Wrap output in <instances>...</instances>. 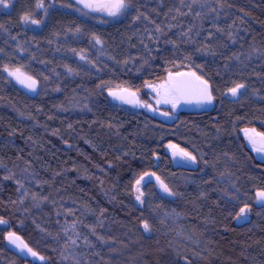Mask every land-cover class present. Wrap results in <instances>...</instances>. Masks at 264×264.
<instances>
[{
  "label": "trees",
  "instance_id": "trees-1",
  "mask_svg": "<svg viewBox=\"0 0 264 264\" xmlns=\"http://www.w3.org/2000/svg\"><path fill=\"white\" fill-rule=\"evenodd\" d=\"M37 2L0 6V264H264V162L242 134H264V0H127L112 19L76 0ZM186 71L207 81L214 108L166 122L108 93L145 94ZM169 145L196 162L175 166ZM144 173L155 175L140 208ZM230 178L237 198L221 203L184 184ZM244 205L250 221L237 226ZM9 232L45 262L14 252Z\"/></svg>",
  "mask_w": 264,
  "mask_h": 264
},
{
  "label": "snow or ice",
  "instance_id": "snow-or-ice-1",
  "mask_svg": "<svg viewBox=\"0 0 264 264\" xmlns=\"http://www.w3.org/2000/svg\"><path fill=\"white\" fill-rule=\"evenodd\" d=\"M77 3L82 4L84 8L92 11V12H103L108 16L111 17H118L123 14H125L130 5L127 2V0H77ZM0 6H3L4 8H8L11 6L10 0H0ZM37 9H44V0H38ZM46 14V10H45ZM22 20L25 24H33V25H39L41 23L40 20L33 18L29 15H24L22 17ZM79 31V30H78ZM96 39V43H100V40L98 38ZM83 58V57H82ZM4 71L8 72L9 76H12L18 83L23 85L25 88L30 89L32 91H35L36 88V81L32 79L30 76H27L25 73H23L19 68L15 70H10L7 67L4 68ZM71 71V69H69ZM179 76H191L194 77L195 80L199 83L200 87L197 90V97H196V103L200 105L204 104H212L213 102V95L211 91L209 90L207 81L201 80L199 76H196L195 72L191 73H179ZM173 78L171 74L169 75V80L171 81ZM149 87H152V85H148ZM191 82L190 81H178L175 84H173L170 87H165L164 85H161V88H164L163 97L161 100H158L157 103H165V104H171L173 108H176L178 106V103L182 96H184L189 90H190ZM244 87L243 84H237L234 87L229 89V92L233 97L237 96L240 89ZM154 91H157V94L160 95V92L158 89L153 88ZM127 90H122V92H126ZM122 92H110L109 94L112 95L115 99H119L122 102L125 103H131L132 101L128 100ZM130 95H135L134 93H131ZM185 102H191L190 100H185ZM147 107L151 108L150 105ZM152 111H156V109H151ZM162 115H168V113H161ZM254 131V130H253ZM245 135L248 136L249 141L253 144V147L257 152H264V136H261V144L259 147H256V141L253 139V137L249 134V131L245 129ZM259 135V134H257ZM170 148L175 149V145H169ZM179 154L182 159L191 161L193 163L196 162V157L192 155L191 153L185 152L183 149H179L178 152L174 151L173 155ZM154 173H144L141 175L136 181V192L137 196L136 199L143 202L142 197L144 193L140 189L141 182L145 180V176H154ZM156 180L159 182L160 189L167 193L168 195H172L173 193L169 189L168 185L164 183V181L160 180L159 177H156ZM256 196L259 198V202H264V191H258L256 193ZM250 211L247 205H244L239 208V213L237 216V219L240 218H246V214ZM7 223L5 220L0 219V224ZM144 229L147 231L149 229V225L145 222L143 225ZM7 239L10 244H14L17 248L20 249L22 253L30 254L32 257H37L40 260H43L44 257L39 256V254L34 251L32 248H30L24 241L15 233V232H9ZM72 243H75V241H72Z\"/></svg>",
  "mask_w": 264,
  "mask_h": 264
},
{
  "label": "rangeland",
  "instance_id": "rangeland-1",
  "mask_svg": "<svg viewBox=\"0 0 264 264\" xmlns=\"http://www.w3.org/2000/svg\"><path fill=\"white\" fill-rule=\"evenodd\" d=\"M79 5H80V7H82L83 10H86L85 11L86 14H90V13L95 14V15L102 14V15L108 17L109 19L114 18V17L106 15L103 12H92V11L84 8L82 4H79ZM180 73H191V72L186 71V72H180ZM178 74H179V72L178 73H171V76L173 78L171 81L169 80L170 74H168L167 77L161 82L147 83L145 86V94L141 93L139 91H129V90H127L126 92H122V90L112 91V92H122L123 95L134 93L136 97L134 100H132L131 103L122 102L119 99H115L112 95H110V94L109 95H110L112 101L115 103H119L122 106H125V107L132 109L134 111H142V112L149 114V115H151V116H153L159 120L171 122L174 119H176V116L178 115L179 112H182V111L194 112V111L198 110L193 105L186 103V102L182 101L181 99H180L178 106L176 108H173L171 104L157 103L158 100L162 99L163 93H164V88H161L160 86L161 85H164L165 87L172 86L173 84H175L176 79L178 77H180ZM196 76H198V75H196ZM201 80H203V79H201ZM148 85H152V87H149ZM39 87H40V84L37 82L36 88L39 89ZM198 87H200L199 83H198ZM208 87H209V90L211 91L209 85H208ZM153 88L158 89L160 92V95H158L157 91H154ZM29 92L31 93L32 90H30ZM108 93H110V92H108ZM211 93H212V91H211ZM214 101L215 100L213 99V102H212L210 108H214V106H215ZM148 105H150L151 108L147 107ZM151 109H156V111H152ZM161 113H168V115H162ZM246 129L249 131V134L253 137V139H255L256 147H259L261 144V136H264V134L259 133L257 131V129H254V128H246ZM242 134L245 138L246 146L249 148V150L252 152V154L255 156V158L261 162H264V152H257L255 150V148L253 147V144L249 141L248 136L245 135V129L242 130ZM257 134H259V135H257ZM175 146H176L175 149L169 147V152H170L171 156H173L174 151L178 152L179 149H183L177 145H175ZM185 152H187V151H185ZM173 158H174V156H173ZM190 163H191V161H188L185 159H184V161L176 160V159L174 160L175 166L179 165V166L188 167V166H190ZM151 179H153V176H145V180L142 181L141 185H140L141 191H142L144 183L151 180ZM184 184L188 189H195L196 192L200 195V197L203 200L213 199L217 203H221L223 201H235L237 198V194H238L237 185L233 181L232 178H230L226 182H221L218 184L213 183V182L208 181V180H201L197 183H194L191 180L186 179L184 181ZM134 194H135V196H137L136 185L134 187ZM164 195L169 196L167 193H164ZM142 200H143V202L137 200V204L140 208L143 206L144 196L142 197ZM248 214H250V211L248 212ZM0 225L3 227H7L6 223L0 224ZM26 259H29L30 261L36 262V263H44L45 262L44 259L40 260L37 257H32L31 255L26 257Z\"/></svg>",
  "mask_w": 264,
  "mask_h": 264
},
{
  "label": "water",
  "instance_id": "water-1",
  "mask_svg": "<svg viewBox=\"0 0 264 264\" xmlns=\"http://www.w3.org/2000/svg\"><path fill=\"white\" fill-rule=\"evenodd\" d=\"M178 81H190L191 82L190 90L184 96L181 97L182 101L185 102V100H190L191 102H186V103H189V104L193 105L198 110H209L210 109L211 104L210 105H208V104L200 105V104L196 103V97H197V94H198L197 90H198L199 87H198V82L195 80L194 77H191V76H188V75L180 76V77H178L176 79V82H178ZM124 96L130 101L134 100L135 97H136L135 95H130V94H125ZM174 158L176 160L184 161V159H182L179 154L175 155ZM258 202H259V198H258ZM259 204H264V202H259ZM249 221H250V215L247 213L246 214V218H240V219L236 218L235 222H236L237 226H242V225L248 223ZM9 246L14 252H16L17 254H19V255H21L23 257H28L30 255V254H27V253H22L20 251V249L17 248L14 244H10L9 243Z\"/></svg>",
  "mask_w": 264,
  "mask_h": 264
}]
</instances>
